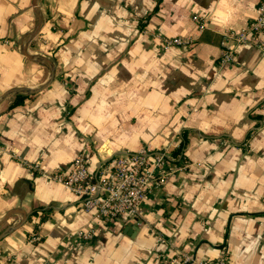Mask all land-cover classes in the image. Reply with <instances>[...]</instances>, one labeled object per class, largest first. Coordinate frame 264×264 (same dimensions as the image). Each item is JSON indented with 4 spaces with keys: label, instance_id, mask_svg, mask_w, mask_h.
<instances>
[{
    "label": "crops",
    "instance_id": "0c3cea01",
    "mask_svg": "<svg viewBox=\"0 0 264 264\" xmlns=\"http://www.w3.org/2000/svg\"><path fill=\"white\" fill-rule=\"evenodd\" d=\"M258 1L0 0V232L27 214L0 264H264V28L260 45L229 38L219 62ZM141 148L187 161L142 202L141 226L101 221L42 174Z\"/></svg>",
    "mask_w": 264,
    "mask_h": 264
},
{
    "label": "built area",
    "instance_id": "2783aa9c",
    "mask_svg": "<svg viewBox=\"0 0 264 264\" xmlns=\"http://www.w3.org/2000/svg\"><path fill=\"white\" fill-rule=\"evenodd\" d=\"M193 19L199 22L195 15ZM264 28V0H259L256 6V15L246 27L239 32L227 31L222 38V51L220 63H232L234 52L225 46L230 38L236 43L260 45L258 35ZM166 43H184L186 38L165 39ZM90 157L81 151L73 158L68 169H57L49 173L42 172L53 181L61 183L85 212H94L95 216L103 222L121 218L132 221L138 226L143 224L141 204L153 188L161 186L162 182L176 170L185 168L186 159L175 157L169 152L154 151L141 148L134 152H123L110 155L106 159L98 160L96 165L91 164ZM28 169L39 168L30 163H23ZM78 237L85 241L94 238L92 228L79 230ZM37 236L30 237L37 240ZM158 241H164L161 234ZM166 264H210L207 260L196 261L186 253H175L167 258Z\"/></svg>",
    "mask_w": 264,
    "mask_h": 264
},
{
    "label": "water",
    "instance_id": "95a60500",
    "mask_svg": "<svg viewBox=\"0 0 264 264\" xmlns=\"http://www.w3.org/2000/svg\"><path fill=\"white\" fill-rule=\"evenodd\" d=\"M37 1L38 0H32V7L34 9H36L38 7L37 5ZM38 28H39V25H37L34 30L30 33V37L32 38L36 32L38 31ZM26 44H23L22 47H21V52L23 55H25L27 58L29 59H34V60H37V61H41V60H44V58H40V57H35L33 55H30L26 52ZM46 60V59H45ZM47 61V60H46ZM52 77V73L50 75V79ZM48 80L46 83H44L43 85H41L40 87L38 88H35V89H30V88H26V87H18V88H12V89H9L7 90L6 92H4L1 97H5L6 95L10 94V93H13V92H24V93H28V94H32V93H35L41 89H43L44 87H46L48 85V83L51 81V80ZM12 214H21L22 218L21 220L17 223V224H11V225H7L3 228V230L0 232V240L9 232H11L12 230H15L17 229L19 226H21V224L27 219V214L21 210V209H13V210H10L3 218V221L6 220L7 218H9Z\"/></svg>",
    "mask_w": 264,
    "mask_h": 264
},
{
    "label": "trees",
    "instance_id": "16d2710c",
    "mask_svg": "<svg viewBox=\"0 0 264 264\" xmlns=\"http://www.w3.org/2000/svg\"><path fill=\"white\" fill-rule=\"evenodd\" d=\"M183 145V142H181V144H180V146L178 147V149H179V153H181L180 151H181V146ZM33 216H37L38 214H37V210L36 211H34L33 212V214H32Z\"/></svg>",
    "mask_w": 264,
    "mask_h": 264
}]
</instances>
